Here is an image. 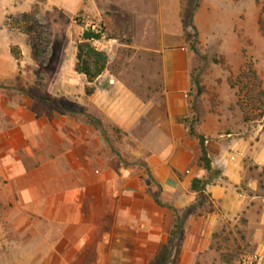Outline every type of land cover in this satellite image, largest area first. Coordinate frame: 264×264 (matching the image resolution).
Listing matches in <instances>:
<instances>
[{"label": "crops", "instance_id": "crops-1", "mask_svg": "<svg viewBox=\"0 0 264 264\" xmlns=\"http://www.w3.org/2000/svg\"><path fill=\"white\" fill-rule=\"evenodd\" d=\"M103 1L0 0V264H157L166 252L175 264H239L222 256L264 246V119H245L234 90L205 72L193 108L179 0H107L128 16V40L114 39L93 83L65 46L44 62L14 21L35 13L66 30L61 16L102 20ZM257 1L203 0L194 15L199 30L220 22L224 50L237 30L236 72L259 35Z\"/></svg>", "mask_w": 264, "mask_h": 264}, {"label": "rangeland", "instance_id": "rangeland-1", "mask_svg": "<svg viewBox=\"0 0 264 264\" xmlns=\"http://www.w3.org/2000/svg\"><path fill=\"white\" fill-rule=\"evenodd\" d=\"M106 1L107 0H104L101 5L103 13L100 17H102V20H96L99 16L92 15L91 13L85 14V16L76 15L68 19L61 16V22L67 25L66 30L48 29V25H52L53 21H49L47 20L48 18L46 19L40 15L38 16L35 13L23 14L20 17H16L14 21L18 24L21 23L22 26H24L22 28L24 33L30 34L33 37V43L37 48L38 54L44 57V62H47V59L50 58L52 63L57 59L58 55L62 54L64 46L67 54L75 55L77 53L78 42L82 40V36L85 32V24L102 28L105 34L108 35L107 38L121 39L123 41L128 40V37L123 34V30L120 27L121 25L127 24L128 16L122 14L115 16L111 12H108L110 6ZM119 1L132 4L136 3L135 1L138 0ZM202 1L203 0H179L180 5H182L180 8V20L183 24L186 40H188L190 48L194 46L196 50L193 52L195 61L193 64L192 77L195 78L196 81H199L197 78L199 72H205L211 74V77L214 79L216 78L214 80L216 86L222 87L226 82L236 93V101L241 106L245 119H264V80L258 75V70L264 75V0L257 1L259 5V35L253 40H250L251 44L243 50L246 61H244L239 72H236L234 66L231 64L235 60L234 44L237 41L235 37L237 30L230 32L225 40L227 48L224 50L225 48L222 46L224 39L222 37L226 32L221 28V24L218 20L214 23L213 27L212 24L209 26L210 29L211 27L214 29L213 32H210V30L208 31V29L205 30L202 22L200 24L201 30H199L194 25V17L192 21L190 20L191 25H189L190 22L186 14L190 11H194L196 6L199 8ZM47 17L55 18L56 15L50 13ZM236 25L238 26V23ZM193 26L196 27L197 31L193 29ZM116 28L120 29V31ZM235 29H237V27ZM240 37L242 38V36ZM37 39L39 42L41 40L42 43H37ZM114 66H117V63H115ZM249 69L256 72L258 77L257 80L248 78L247 73H249ZM211 101L213 104L217 103L218 97H212ZM116 135L119 134L116 133ZM261 245H264V242H261ZM254 250V248H245L244 252L236 254V256L226 254L222 256V258L223 261L235 258L239 264H264V246L260 247L259 250ZM246 260L247 263H244ZM157 264H159V262Z\"/></svg>", "mask_w": 264, "mask_h": 264}, {"label": "trees", "instance_id": "trees-1", "mask_svg": "<svg viewBox=\"0 0 264 264\" xmlns=\"http://www.w3.org/2000/svg\"><path fill=\"white\" fill-rule=\"evenodd\" d=\"M197 8L198 6H196L194 11L192 12L190 11L188 14H186V17L190 22L189 25H191L192 18L194 17ZM193 29L197 31L195 26H193ZM92 38L100 39L101 35H97L93 33L91 30L85 31L82 36V42L79 43L77 48L76 72H78L79 74H83L87 78V81L89 83H93L98 77H100L106 71L109 63V56L106 53L96 50L91 44H89L88 41L91 40ZM191 50L194 52L196 51L194 46L191 47ZM12 51L15 55L17 54L15 53L16 52L15 50ZM248 72H249L247 73L248 78H252L254 80L258 79L257 74L254 70L249 69ZM193 81H195V83H194V94H193L192 103L194 106L193 108L196 110L198 108V102L196 97L197 86H196L195 78H193ZM93 92H94V88L88 86L86 89L87 95H91ZM196 118L197 116H193L192 118H189L187 120L191 134H195L193 124ZM114 130L117 134L119 133V130L117 128H115ZM201 160L204 167L209 169V161L205 149L203 150V156ZM171 256L172 253L166 252L161 256L159 260V264H169V263L175 264L176 258L171 259Z\"/></svg>", "mask_w": 264, "mask_h": 264}, {"label": "built area", "instance_id": "built-area-1", "mask_svg": "<svg viewBox=\"0 0 264 264\" xmlns=\"http://www.w3.org/2000/svg\"><path fill=\"white\" fill-rule=\"evenodd\" d=\"M88 30H91L93 33L97 35H101L100 39L92 38L91 40H89L88 41L89 44H91L96 50L100 52H104L108 55L112 50V44L115 43V40L111 38H107L105 36V32L100 27L86 26L85 31H88ZM244 263H247V260L244 261Z\"/></svg>", "mask_w": 264, "mask_h": 264}, {"label": "water", "instance_id": "water-1", "mask_svg": "<svg viewBox=\"0 0 264 264\" xmlns=\"http://www.w3.org/2000/svg\"><path fill=\"white\" fill-rule=\"evenodd\" d=\"M196 86H197L198 95H201L202 94V89H201V86H200L198 81H196Z\"/></svg>", "mask_w": 264, "mask_h": 264}]
</instances>
